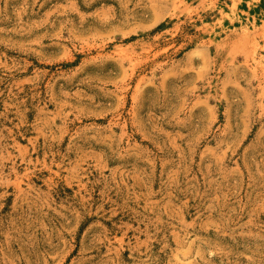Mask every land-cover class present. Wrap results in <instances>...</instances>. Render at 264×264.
Here are the masks:
<instances>
[{"label":"rangeland","instance_id":"374dc122","mask_svg":"<svg viewBox=\"0 0 264 264\" xmlns=\"http://www.w3.org/2000/svg\"><path fill=\"white\" fill-rule=\"evenodd\" d=\"M0 264H264V0H0Z\"/></svg>","mask_w":264,"mask_h":264}]
</instances>
